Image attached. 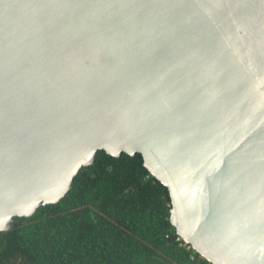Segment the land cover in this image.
Segmentation results:
<instances>
[{
    "label": "water",
    "instance_id": "95a60500",
    "mask_svg": "<svg viewBox=\"0 0 264 264\" xmlns=\"http://www.w3.org/2000/svg\"><path fill=\"white\" fill-rule=\"evenodd\" d=\"M98 151L202 259L264 264V0H0V232Z\"/></svg>",
    "mask_w": 264,
    "mask_h": 264
},
{
    "label": "trees",
    "instance_id": "16d2710c",
    "mask_svg": "<svg viewBox=\"0 0 264 264\" xmlns=\"http://www.w3.org/2000/svg\"><path fill=\"white\" fill-rule=\"evenodd\" d=\"M169 210L139 154L98 151L56 204L0 232V264H210L176 235Z\"/></svg>",
    "mask_w": 264,
    "mask_h": 264
}]
</instances>
